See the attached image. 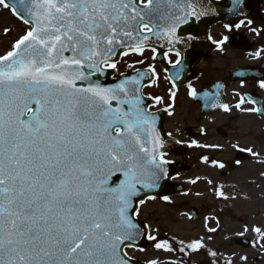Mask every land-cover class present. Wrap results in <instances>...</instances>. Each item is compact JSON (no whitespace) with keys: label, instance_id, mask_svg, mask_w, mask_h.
<instances>
[{"label":"snow or ice","instance_id":"snow-or-ice-1","mask_svg":"<svg viewBox=\"0 0 264 264\" xmlns=\"http://www.w3.org/2000/svg\"><path fill=\"white\" fill-rule=\"evenodd\" d=\"M228 4L227 15L219 0H19V11L11 9L27 28L0 54V264H137L128 250L144 252L141 239L163 253L188 256L207 249L215 258L211 264H220L222 254L207 248L211 236L179 240L177 248L138 219L149 202L172 204L163 194L166 182L176 179L167 157L181 144L171 132L170 140L161 135L159 117L150 111L164 98L148 96L154 105L146 102L143 89L151 85L143 82L151 74L156 83L155 67L134 76L121 73L115 83L106 80L115 78L119 57L142 58L150 51L155 60L157 48L166 47L164 58L176 71L168 77L171 103L163 111L173 116L176 81L204 54L205 41L223 53L249 33L264 39V27L256 26L257 19L264 23V0ZM0 5L9 8L5 0ZM212 17L223 28L216 36L205 32ZM252 55L261 60L264 48ZM187 87L196 99L197 90ZM258 87L264 90V78ZM235 95V110L264 118V105ZM212 107L233 111L227 103ZM187 147L224 146L192 141ZM231 148L242 155L230 161L202 155L201 161L221 174L242 166L243 157L264 165V153L254 147L237 141ZM208 183L219 199H236L223 185ZM215 224L204 227L216 233L220 221ZM235 236L264 258V223L241 221ZM223 264L261 261L234 253Z\"/></svg>","mask_w":264,"mask_h":264},{"label":"rangeland","instance_id":"rangeland-1","mask_svg":"<svg viewBox=\"0 0 264 264\" xmlns=\"http://www.w3.org/2000/svg\"><path fill=\"white\" fill-rule=\"evenodd\" d=\"M10 29V33L5 36L4 29ZM27 26L18 22L11 13L0 5V54L10 49L11 44L24 33ZM245 130L241 129L236 134H231V139L225 143H217L214 140L203 139L199 142L207 144L223 145V150H219V155L215 158L230 161L234 158L231 144L239 141L242 145L254 147L258 152L264 153V118H256L255 113L244 112ZM205 125H213V120ZM192 151V168L184 173L179 179L186 190L183 196H174L172 204L168 205L164 201L149 202L144 206L143 215L140 220L149 224L150 229H157L154 232L158 238L172 239L174 242L184 240L186 243L204 236L207 241V248L218 251L220 264L224 259L229 258L234 253L247 254L250 260H260L264 264V258L260 257L255 249L238 244L240 239L235 233L241 230V221L249 224L264 223V165L258 163L259 158L248 157L242 166L231 165L223 174L218 170L196 162L198 156L211 154V148ZM196 180L193 184L191 181ZM212 180L216 185H223V190L227 195L235 196V200L223 201L215 195L213 185L208 183ZM248 199H244V197ZM190 209H195L197 213L196 221L189 219ZM207 217V221L205 218ZM219 220L216 233H208L204 227L207 222L209 226H216L215 221ZM228 237V239H225ZM136 259L142 262L156 259L160 264H211L215 258L207 254V249L200 253L193 254L190 262H185L178 254L158 252L156 249L144 252H133Z\"/></svg>","mask_w":264,"mask_h":264},{"label":"flooded vegetation","instance_id":"flooded-vegetation-1","mask_svg":"<svg viewBox=\"0 0 264 264\" xmlns=\"http://www.w3.org/2000/svg\"><path fill=\"white\" fill-rule=\"evenodd\" d=\"M256 26L264 27V23L256 22ZM221 32H223L222 24L211 25L207 30L208 34L214 36ZM205 43L207 48L204 54L192 61L187 70L181 73V79L176 81L177 99L173 116H168L163 109L171 103L169 90L172 82L168 77L173 75L176 69L168 64L164 54L157 52L155 60L151 59L153 53L150 51H146L142 58L131 54L128 57H123L117 65V70L114 71L116 78L121 73H131L137 70L144 72L149 65L155 67L159 79L155 84L147 83L151 86L143 89L145 99L149 104L154 105V100H147L148 96L164 98L165 103L154 105L150 111L162 116L166 134L173 133L176 139L181 140L180 145L186 148L183 158L175 155L168 156L167 158L171 161L184 160L191 164L194 148H189L187 145L192 141L201 143L199 141L206 139L225 143L232 138L231 134H236L241 129L245 130L244 112L234 108L238 100L236 93L250 95L257 101V107L264 105V90L258 87V80L264 78V58L256 60L252 55L260 48H264V39L253 38L249 33L245 36L244 43L229 45L223 53L216 51L210 42L205 41ZM140 59L144 60L143 64L137 62ZM129 65H134V67H129ZM153 79L155 77H152L151 81ZM242 81L244 82L243 87H241ZM189 84L197 90L198 97L196 99L188 95L187 86ZM202 102H207L210 105V112L200 111ZM217 102L229 104L233 111L224 113L222 109L213 108L212 105ZM246 106L251 107V105ZM256 116L261 118L257 114ZM204 119L207 122L213 120L214 124L205 125ZM210 153L215 158L219 155V150H212ZM232 153L234 156L236 155L234 150ZM202 155L201 153L196 161L201 159Z\"/></svg>","mask_w":264,"mask_h":264},{"label":"water","instance_id":"water-1","mask_svg":"<svg viewBox=\"0 0 264 264\" xmlns=\"http://www.w3.org/2000/svg\"><path fill=\"white\" fill-rule=\"evenodd\" d=\"M5 2L9 4V7H10L11 9H12L13 7H17L18 4H19V0H5ZM17 10L19 11V8H18V7H17ZM11 11H12V10H11ZM222 11L224 12V15H227V12H226L224 9H223ZM209 20H210V19H209ZM208 22H209V21H208ZM211 22H218V21H217V19L215 18L214 20L211 19ZM157 128L160 130L161 135H162V134H163V131H162V125H160L159 127H158V125H157ZM185 170H186V169H185ZM166 184H167V187L163 190V194H164V195H171V194H174V193H177V192H178V191H174V190H173V192L170 191L171 187L168 185V182H166ZM195 214H196V212H195V211H192V218H193V220L196 219V218H195ZM140 244H141V246H143L144 248H151V247H152L151 245L146 244V241L143 240V239H141ZM245 245H247V244L245 243ZM137 264H141V263H138V262H137Z\"/></svg>","mask_w":264,"mask_h":264},{"label":"trees","instance_id":"trees-1","mask_svg":"<svg viewBox=\"0 0 264 264\" xmlns=\"http://www.w3.org/2000/svg\"><path fill=\"white\" fill-rule=\"evenodd\" d=\"M178 248V247H177Z\"/></svg>","mask_w":264,"mask_h":264}]
</instances>
